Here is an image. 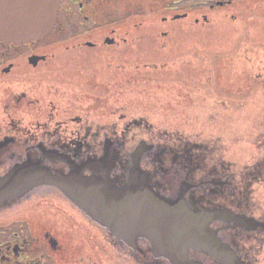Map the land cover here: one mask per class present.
Instances as JSON below:
<instances>
[{"label":"flooded vegetation","instance_id":"flooded-vegetation-1","mask_svg":"<svg viewBox=\"0 0 264 264\" xmlns=\"http://www.w3.org/2000/svg\"><path fill=\"white\" fill-rule=\"evenodd\" d=\"M194 1L187 4V11L180 19L197 15L206 25L213 24L210 15H217V19L234 27L230 32L236 39L241 33L250 32L244 29L248 20L242 21L239 18L242 15L235 14L239 9L252 12L253 20L257 14L264 15V1L260 0ZM57 2L56 24L43 38L22 43L0 39V176L27 163L41 165L57 174H69L74 166L86 177L103 181L107 178L115 187L122 188L128 185L132 166L126 175L115 177L110 173L114 145L108 138L104 139L101 157L93 156L95 99L101 97L94 94V89L85 91L83 86L90 79L95 82L98 71V76L104 78L120 71L119 80L124 82L122 72H126L127 66L123 56L129 47L133 49V42L136 45L141 41L142 34L129 37V31L122 29L130 17L140 15L137 12L140 3L136 1L133 11L126 7L119 13L113 9L117 0ZM245 2L255 5L246 7ZM260 34L264 36V25ZM51 37L60 39L50 45ZM138 50L139 47L135 49L137 53ZM253 57L252 72L256 68L264 69V49ZM224 66L216 63L219 70L212 75L207 70L206 79L209 75L217 82H239L241 72ZM260 74L263 77L251 78L250 73V81L263 79L264 71ZM78 83L82 84L81 88ZM216 102L218 107L225 105L224 101ZM87 139L88 151H82ZM150 147L140 159L139 181L168 200H177L182 195L187 204L186 193L193 186L182 185L178 190L166 187L164 192L152 186V174L142 164L144 155L154 149ZM129 161L131 165V157ZM211 184L215 183L211 180ZM188 210L196 214L229 215L211 221L209 227L231 253L216 258L206 250L189 246L190 264H264V209L192 207ZM0 264L176 263L161 256L147 237H119L90 218L62 191L53 186H39L0 208Z\"/></svg>","mask_w":264,"mask_h":264},{"label":"rangeland","instance_id":"rangeland-1","mask_svg":"<svg viewBox=\"0 0 264 264\" xmlns=\"http://www.w3.org/2000/svg\"><path fill=\"white\" fill-rule=\"evenodd\" d=\"M136 1L140 15L132 14L122 30L129 37L142 35L123 56L124 82L120 71L105 78L98 71L97 82L89 78L83 86L101 97L95 99L93 156L101 157L105 138L112 141L110 173L119 177L128 173L133 151L145 142L154 149L142 164L159 192L193 186L186 200L194 209H264V78L249 77H263L264 69L252 72L250 62L264 49V15L253 20L252 12L239 9L235 14L249 21L244 29L250 32L236 39L230 32L234 27L217 15H210L213 24L206 25L197 15L180 19L194 0H117L113 9L133 11ZM216 63L241 72L239 82L206 79L207 70L210 75L219 70ZM216 101L225 105L218 107ZM87 145L88 139L82 151ZM218 182L223 185L217 187Z\"/></svg>","mask_w":264,"mask_h":264},{"label":"water","instance_id":"water-1","mask_svg":"<svg viewBox=\"0 0 264 264\" xmlns=\"http://www.w3.org/2000/svg\"><path fill=\"white\" fill-rule=\"evenodd\" d=\"M58 10L57 0H0V39L22 43L43 38L54 28ZM150 149L145 142L137 146L131 156L128 185L122 188L107 178L86 177L74 166L69 174L53 173L32 163L16 166L0 176V208L36 187L53 186L115 235L147 237L154 249L173 263L190 264L189 246L216 258L231 254L209 227L211 221L229 215L193 213L182 195L168 200L139 181L140 159Z\"/></svg>","mask_w":264,"mask_h":264}]
</instances>
